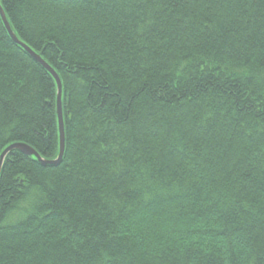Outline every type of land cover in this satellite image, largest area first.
Here are the masks:
<instances>
[{"label": "trees", "instance_id": "trees-1", "mask_svg": "<svg viewBox=\"0 0 264 264\" xmlns=\"http://www.w3.org/2000/svg\"><path fill=\"white\" fill-rule=\"evenodd\" d=\"M0 7V264H264V0Z\"/></svg>", "mask_w": 264, "mask_h": 264}, {"label": "water", "instance_id": "water-1", "mask_svg": "<svg viewBox=\"0 0 264 264\" xmlns=\"http://www.w3.org/2000/svg\"><path fill=\"white\" fill-rule=\"evenodd\" d=\"M0 17L1 20L5 26V29L7 33L9 34L10 38L20 45L26 52L30 54V56L37 62L39 63L43 68H45L50 75L53 77L54 81L56 82V114H57V124H58V135H59V151L56 159L48 162L41 160L40 156L29 146L23 143H13L9 146H7L2 153L0 154V169L2 166V163L5 159V157L12 151L17 150L27 156H33L37 161H39L43 165H58L62 161V156H63V151H64V124H63V113H62V103H61V81L59 80L57 74L55 71H53L37 54H35L31 49H29L26 45L23 43L19 42L13 32L10 30V27L6 21L5 15L0 7Z\"/></svg>", "mask_w": 264, "mask_h": 264}, {"label": "bare ground", "instance_id": "bare-ground-1", "mask_svg": "<svg viewBox=\"0 0 264 264\" xmlns=\"http://www.w3.org/2000/svg\"><path fill=\"white\" fill-rule=\"evenodd\" d=\"M41 160H43V159H41ZM45 161V160H44ZM48 162H50V161H48ZM43 165V164H42Z\"/></svg>", "mask_w": 264, "mask_h": 264}]
</instances>
